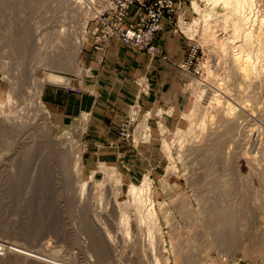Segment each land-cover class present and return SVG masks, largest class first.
<instances>
[{
	"label": "rangeland",
	"instance_id": "obj_1",
	"mask_svg": "<svg viewBox=\"0 0 264 264\" xmlns=\"http://www.w3.org/2000/svg\"><path fill=\"white\" fill-rule=\"evenodd\" d=\"M78 2L82 8L72 14L60 10L68 0H0V243L65 264H264V87L259 96L244 95L230 61L240 55L259 56L258 60L263 56L255 44L245 45L235 34L234 4L175 0L166 19L173 23L174 33L185 38L188 55L191 45L199 49L195 62L199 74L186 70L187 127L166 135L158 151L148 147L119 165L85 169L87 161L96 159L84 157L83 143L70 132H56L51 119V131L36 129L33 141H21L27 132L25 121L41 116L35 108L28 112V107L35 99L42 101L49 78L61 84L62 74L76 73L79 67L80 56L65 54V46L73 50L83 38L84 47L92 19L106 5V0ZM59 19L64 22L56 23ZM58 25L66 28L64 38L54 34ZM211 31L216 40L225 41L227 50L211 41ZM38 48L47 51L49 60H38ZM259 66L255 72H263ZM198 85L211 89L206 104L195 94ZM225 100L238 109L235 123L249 130L246 152L257 165L244 170L237 162V137L214 113ZM9 117L17 121L8 124ZM142 123L139 117L136 137L123 141L135 149L149 137ZM216 139L221 147L210 150ZM230 146L231 186L222 181ZM145 180L151 190L143 199L154 205L153 214L145 219L152 237L145 233L136 241L127 234L133 224H119L114 201H129L130 187H140ZM0 253V264H40Z\"/></svg>",
	"mask_w": 264,
	"mask_h": 264
},
{
	"label": "crops",
	"instance_id": "obj_2",
	"mask_svg": "<svg viewBox=\"0 0 264 264\" xmlns=\"http://www.w3.org/2000/svg\"><path fill=\"white\" fill-rule=\"evenodd\" d=\"M136 12L135 7L130 9L127 23L138 21ZM154 44L167 60L115 38L99 42L90 26L76 73L62 74L65 83H53L56 79L51 77L44 85L42 103L56 132H70L83 143V156L96 159L87 161L85 169L119 165L128 155L137 157L148 147L158 151L166 135L187 127V42L174 33L173 23L164 19ZM68 83L81 93L68 91ZM135 106L149 135L136 149L119 138L120 125ZM133 179L138 181L137 177Z\"/></svg>",
	"mask_w": 264,
	"mask_h": 264
},
{
	"label": "bare ground",
	"instance_id": "obj_3",
	"mask_svg": "<svg viewBox=\"0 0 264 264\" xmlns=\"http://www.w3.org/2000/svg\"><path fill=\"white\" fill-rule=\"evenodd\" d=\"M223 1L226 4H234L233 22H234L235 34L238 35V37L243 40L245 45H247L248 43L255 44L256 49L258 51V55L261 54V56H263L260 60H258L259 56L258 57H252V56H250V54L243 55V56L242 55L234 56L233 58L230 57V61L232 62V67H231L232 71L237 76L238 89L241 92H243L244 95H246V96H250V95L253 96L254 93L259 96L260 91H261V90H259L260 86L264 87V0H223ZM79 4L80 3L78 2V0H68L67 5L63 6L60 4L59 6H60V10H66V11L72 12V14H77L78 9L82 8V7H80ZM69 12H67V13L70 14ZM63 13L66 14L65 12H63ZM64 14L62 16H64ZM54 22H56V21H54ZM61 22L63 23L64 21L59 19L58 22H56V23L60 24ZM195 24H197V22ZM58 26H59V28H58L57 32L56 31L54 32L55 36L57 35V38H60V39L64 38L65 34H66V28L61 29L60 28L61 25H58ZM192 27H194V23L191 26V28L189 29V31L190 30L193 31ZM215 37L216 36H215L214 31H211V41H215L216 40ZM17 42H19V41L17 40ZM215 42H216L217 46H224V49L227 50L228 45L225 44V41L219 42L218 40H216ZM82 44H83V38H80L76 42V45L73 48V50L68 49L69 47H68V45H66L65 46L66 50L64 51V53L65 54L68 53L69 55L75 54V57L79 58ZM13 50H14V48H13ZM28 50H27V52H28ZM18 51H20V50H18ZM39 51L41 52V54L38 55L39 56L38 60L40 62L42 60H49V57L47 55V51L43 52L41 49H39ZM18 53L20 54V52H18ZM42 53H45V54H42ZM232 55H234V54H232ZM258 64H260L259 68H261L263 72H255L258 68ZM56 68H58V67L56 66ZM208 89H209V87L205 88L204 85H198L196 87L195 94L197 95V97L199 98L201 103L206 104L207 100L205 99V97H208V96H206ZM209 90H211V89H209ZM219 90H221V89H219ZM215 91H214V93H216ZM212 93H213V89H212ZM212 93H208V94L211 95ZM225 95L227 96V94H225ZM219 96L220 95H218V97ZM204 100H206V101L204 102ZM224 104H225L224 106H222L219 110L217 109V111H214V113H215L216 117L219 118V120L222 122L221 125L223 127L231 128V131L234 132V133L230 132V135L232 137H237L238 149H239L238 155L240 156L239 157L240 160L237 162H238L239 166H241L240 169L242 168V170H244L247 167L253 166V164L257 165V163L254 162L256 159L255 160L249 159L247 156V152H246V151H248L247 148H249L248 147V141L250 140L249 135H248L249 130H247V127L242 126V125L238 126L235 123L234 119H236L235 117H236V113H237L238 109L232 107V103L229 102V100H225ZM30 105L28 107V112L31 109L33 111H36L33 109V108H35L41 113V116H39V117L36 116V117L29 119V115L28 116L25 115V118L29 119V121H27V120L25 121V123L27 125L26 126L27 132L25 134H23V136L21 138L22 142L33 141L34 136H35V135H33L34 134L33 130H35V131H36V129H43V130H47V131L52 130V125L50 122V114L47 110H45L43 108L42 101H40V100L36 101V99H35V103L30 104ZM231 110H233L234 113H232ZM7 119H8V121H7L8 124L17 121V119L11 118V117H9ZM19 119H22V118L19 117ZM18 122H20V121L18 120ZM221 125H219V127H218L219 129H221ZM227 132H229V131H227ZM227 144H228V141L227 140L224 141V143L222 144L223 148H225L227 146ZM249 144H250V142H249ZM212 145H213V147H212ZM212 145L210 146L209 149L210 150H212V149L217 150V148L221 147L220 139L219 140L216 139V143H214ZM193 147H200V144L195 145ZM231 149H232V147L230 146V148H228V150H227V157H226L227 161L225 162L226 164L224 163V166L226 165L225 166V168H226L225 173L226 174L225 173L223 174L225 176H224V179L222 180L223 182L229 184V186H231V184L234 183V180H232L231 178H228V175H230V174L227 173L230 171L231 164L233 163L232 159H231V155L229 154V152H231ZM113 176L114 175L111 174L110 179ZM111 180H113V179H111ZM226 186H228V185H226ZM150 190H151V187L149 186L147 180H145L143 185L140 187L135 186V185H132L130 187V197L131 198L129 201H126L122 204H118L117 201H114V208L113 209L116 210L118 208V210L120 212V218L121 219H120L119 224L121 225V223L123 221L126 222V224L132 223L133 224V231H132V229H129L127 234L130 237L132 234L133 238H135L136 241L143 240L142 237H143V235H145V233H147V235L150 238L152 237L151 230L149 229L150 227H148V225H146L147 222L145 219L147 218L146 216L153 214V212L151 213V210H153L154 205L152 202H149V200L143 199V196H146V194H148V192ZM146 198H147V196H146ZM112 205H113V203H112ZM115 206H116V209H115ZM150 206H151V208L149 209ZM144 239H145V236H144ZM132 241L133 240H131V243H133ZM141 243H144V242H141ZM149 243H151V239H150ZM136 246H137V244H136ZM0 251H5L6 253H8L10 255L19 258L22 262H27V263L28 262H30V263L31 262H33V263L38 262L40 264H65V262L63 263V262H60V261H57L54 259L45 258L44 256H42L38 253H34V252H32L26 248H23L19 245H16V244H11V243H6V242L3 244L0 243ZM55 251H56V249H55ZM1 255L2 254L0 253V259H1ZM140 262H141V260H140Z\"/></svg>",
	"mask_w": 264,
	"mask_h": 264
},
{
	"label": "built area",
	"instance_id": "obj_4",
	"mask_svg": "<svg viewBox=\"0 0 264 264\" xmlns=\"http://www.w3.org/2000/svg\"><path fill=\"white\" fill-rule=\"evenodd\" d=\"M133 7L137 9L138 21L129 24L126 18ZM174 8L175 0H106L105 7L97 11L92 19L93 32L99 42L107 43L115 38L129 47L146 51L152 57L160 56L161 53L154 41L162 30V21L171 15ZM198 51L197 46L191 45L185 65L187 71L194 76L199 74V70L195 68ZM161 56L167 60L166 56ZM66 88L70 92L81 93L71 85H67ZM140 112L139 107L135 106L122 121L119 129V138L122 141L134 139Z\"/></svg>",
	"mask_w": 264,
	"mask_h": 264
}]
</instances>
